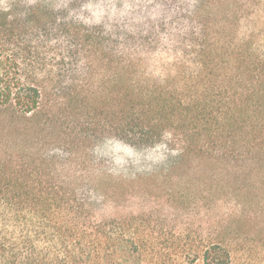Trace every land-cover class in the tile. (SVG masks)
Returning a JSON list of instances; mask_svg holds the SVG:
<instances>
[{
  "label": "trees",
  "instance_id": "obj_1",
  "mask_svg": "<svg viewBox=\"0 0 264 264\" xmlns=\"http://www.w3.org/2000/svg\"><path fill=\"white\" fill-rule=\"evenodd\" d=\"M6 1L0 264H264V0Z\"/></svg>",
  "mask_w": 264,
  "mask_h": 264
},
{
  "label": "rangeland",
  "instance_id": "obj_2",
  "mask_svg": "<svg viewBox=\"0 0 264 264\" xmlns=\"http://www.w3.org/2000/svg\"><path fill=\"white\" fill-rule=\"evenodd\" d=\"M30 1V5L34 4L35 2H37L38 0H29ZM45 2L44 5H54V8L56 9H61L60 5L62 3V0H42ZM6 0H0V5H4L6 4ZM71 2V0H70ZM64 11V10H63ZM70 17H76L71 15ZM264 19V18H263ZM115 154L116 157L118 158V162L121 164H125L124 162L127 160H131L133 158V154L130 151H127L125 149H121V148H116L115 150ZM160 153H162V151H159ZM264 168V167H263ZM138 201H133L130 203H126L124 204L122 207L117 208V209H112V207H106L107 205H105L104 207H101L100 209L97 210L96 212V216L98 218H112V217H120V216H124V215H130L131 213H138L139 212V204H137Z\"/></svg>",
  "mask_w": 264,
  "mask_h": 264
},
{
  "label": "clouds",
  "instance_id": "obj_3",
  "mask_svg": "<svg viewBox=\"0 0 264 264\" xmlns=\"http://www.w3.org/2000/svg\"><path fill=\"white\" fill-rule=\"evenodd\" d=\"M174 154H175V152H174Z\"/></svg>",
  "mask_w": 264,
  "mask_h": 264
}]
</instances>
